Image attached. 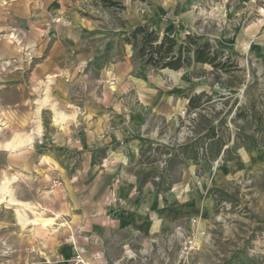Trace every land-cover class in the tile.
<instances>
[{"label": "crops", "instance_id": "0c3cea01", "mask_svg": "<svg viewBox=\"0 0 264 264\" xmlns=\"http://www.w3.org/2000/svg\"><path fill=\"white\" fill-rule=\"evenodd\" d=\"M130 9L120 12L105 0H0V111L30 123L34 140L47 125L62 134L53 141L65 153L46 155L48 164L45 154L37 161L62 181L60 221L69 238L59 262L81 254L79 264H176L174 231L181 226L188 234L197 219L198 248L189 264H215L214 257L203 258L214 213L209 181L195 175L194 163L178 177L177 166L164 169L160 180L144 173L150 162L161 169L168 149L186 155L162 137L189 98L211 87L207 74L198 73L211 65L154 69L127 39L141 23L177 38H185L183 27L199 29L179 18L154 19L150 9L136 18ZM255 28L262 24L255 21ZM256 29L233 43L263 48ZM206 38L216 47L230 45L219 35ZM235 257L218 261L238 264Z\"/></svg>", "mask_w": 264, "mask_h": 264}, {"label": "rangeland", "instance_id": "374dc122", "mask_svg": "<svg viewBox=\"0 0 264 264\" xmlns=\"http://www.w3.org/2000/svg\"><path fill=\"white\" fill-rule=\"evenodd\" d=\"M105 2L120 12L131 8L136 18L144 9H150L154 19L179 18L199 29L200 35H219L230 44L224 45L228 47L222 60L230 59L228 65L233 62L236 69L220 72L219 76L212 73V66L198 71L207 74L211 83L201 99L210 101L208 117L201 118L195 109L184 108L171 131L167 129L162 137L170 148L196 142L195 148L189 146L184 150L186 155L179 151L176 156L168 155V149L161 155V169L149 161L144 173L162 178L165 170L168 173L177 166L178 177L188 167L193 169L194 163L195 175L209 181L208 191L214 197V213L207 222L212 225L207 232L211 243L203 258L214 257L219 264V259L236 256V261L241 260L238 264H264V46L240 48L233 43L234 38L238 43L242 31L248 37L254 34L255 21L262 24L257 34H264V0ZM183 30V36L193 32L189 27ZM45 120L50 122L48 116ZM210 124L222 142L220 154L210 132L208 136L202 132V127ZM30 127V123L0 111V264H64L57 257L69 238L60 221L65 205L62 181L45 165L51 160L46 155L65 153L53 141L55 137L61 139L62 134L47 125L40 139L34 140ZM194 128L200 129L199 133ZM192 153L193 160L185 161V156ZM42 154L45 164L41 168L37 161Z\"/></svg>", "mask_w": 264, "mask_h": 264}, {"label": "trees", "instance_id": "16d2710c", "mask_svg": "<svg viewBox=\"0 0 264 264\" xmlns=\"http://www.w3.org/2000/svg\"><path fill=\"white\" fill-rule=\"evenodd\" d=\"M127 39L133 43L137 49L138 56L144 64L154 69L171 68L179 70L190 66L193 61H196L210 64L213 67L212 73L219 76L220 72L224 74L237 68V64L233 62L228 65V61H230L228 57L226 59L229 60H222L224 58L223 51L227 46L218 43L216 47L205 35L191 33L186 35L185 38L180 39L167 33L161 35L148 23H141L131 30L130 36ZM234 52L237 53V51ZM205 94L206 91H202L192 95L188 103V109H195L201 118L208 117L209 115L206 111L209 108L207 104L210 101H201ZM237 115H241V113H236ZM221 120L225 122L226 118H222ZM202 129V132L206 131L205 136H208L210 132V138L217 141L219 144L217 154H220L223 145L218 139L219 136L216 135L215 127L210 124L206 128L203 126ZM194 130L199 133L198 130L200 129L194 128ZM195 143L188 142L180 146L184 150L189 146H192L193 149L195 148ZM251 146H254V144H251ZM190 156L192 157L194 154L192 153Z\"/></svg>", "mask_w": 264, "mask_h": 264}, {"label": "built area", "instance_id": "2783aa9c", "mask_svg": "<svg viewBox=\"0 0 264 264\" xmlns=\"http://www.w3.org/2000/svg\"><path fill=\"white\" fill-rule=\"evenodd\" d=\"M192 32H188L187 34H191ZM14 37V35H11ZM165 163H162V166H164ZM156 180H160V176H156ZM187 230V229H186ZM185 230L179 226L174 231V236L179 241V254L180 257L178 258L176 264H189V258L192 253V251L196 250L198 248L197 245V238L196 235L199 233V228L197 226V219H193L191 222V229L189 230V233L186 234L184 232ZM81 254L75 255L72 262L70 264H79V262H82Z\"/></svg>", "mask_w": 264, "mask_h": 264}]
</instances>
